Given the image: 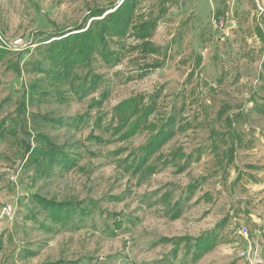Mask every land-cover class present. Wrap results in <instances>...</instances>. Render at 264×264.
<instances>
[{"label":"rangeland","instance_id":"rangeland-1","mask_svg":"<svg viewBox=\"0 0 264 264\" xmlns=\"http://www.w3.org/2000/svg\"><path fill=\"white\" fill-rule=\"evenodd\" d=\"M119 1L0 0V49L9 51L0 60V122L16 132L0 140V264H264V114L253 109L264 108V0H168L150 39L161 56L145 60L158 59L159 69L139 79V56L112 65L97 60L91 72L100 83L81 98L70 79H46L49 34L83 22L93 7ZM159 2L143 0L140 13L156 16ZM158 91L155 117L175 115L182 127L159 153L180 150L190 158L182 172L159 166L150 177L131 175L124 159L148 134L112 137L106 130L112 108ZM222 107L241 138L237 145L233 137L231 164L225 153L232 138L222 136L216 120ZM38 135L73 165L25 168L24 147H34ZM156 157L150 164H158ZM189 184L196 187L192 194ZM164 194L181 204L178 219H170ZM34 196L78 210L52 224ZM223 219L221 244L196 262L183 244L173 258L172 244L161 241L196 238Z\"/></svg>","mask_w":264,"mask_h":264},{"label":"trees","instance_id":"trees-1","mask_svg":"<svg viewBox=\"0 0 264 264\" xmlns=\"http://www.w3.org/2000/svg\"><path fill=\"white\" fill-rule=\"evenodd\" d=\"M143 0H120L107 7H93L89 9V14L83 22L68 28L55 31L49 34L43 41L45 46L44 60L48 64L45 73L46 79L53 84L62 83L70 79L72 82V93L79 98L94 91L100 83L101 77L91 72L93 62L99 60L104 65L119 63L127 55H136L143 60L142 69L137 78H144L152 70L161 67V61L153 59L151 62L145 60L150 57L161 56V50L151 42V37L157 28L159 20L166 13L168 0H160L157 4V15L140 13ZM256 34L263 37L259 28ZM128 39H132L131 44H126ZM6 49H0V60L8 54ZM201 57L198 56L195 67L200 65ZM74 69L87 70L84 75L73 73ZM19 72V71H18ZM191 76V75H189ZM188 76V77H189ZM78 81L76 85L74 82ZM46 94V93H45ZM159 91L151 95H136L117 103L112 108L113 124L110 129L112 137L119 141H127L133 137L147 133L146 141L132 150L124 159L122 168L131 175H141L150 177L154 175L159 166H177V172H182L187 167L185 156L180 150L170 153V157L163 156L160 150L175 136L176 131L182 127L178 125L175 115H168L161 119L155 116L158 111L157 101ZM104 95L101 96V99ZM95 105H100L101 101H94ZM23 108L24 105L20 104ZM92 106V105H90ZM254 111L264 114V108L255 105ZM216 120L224 127L222 136H230L232 144L226 150V162H233L234 140L236 144H241V138L236 134V121L225 115V107H222L216 114ZM100 122V119L97 121ZM5 122H0V140L5 135L15 136L16 132L12 128L4 127ZM213 136L217 133L215 131ZM226 137V139H228ZM218 146L213 145L216 150ZM157 155L158 164H150L152 158ZM24 167L47 162L50 166H64L69 168L73 165V160L63 155L61 150L53 144L47 137L38 135L35 146L26 144L23 150ZM184 160L183 165H177V161ZM188 194H192L196 187L189 184L186 188ZM35 202L47 215L52 224L65 223L78 210L77 207L69 203L47 201L42 197L34 196ZM162 203L169 208L168 214L171 220H176L181 216L182 206L179 202L170 203L168 194L161 198ZM226 219L221 220L215 227L202 233L196 238L177 237L162 239L163 243L172 244V257L176 258L180 244L186 248V253L191 254L192 261L196 262L221 244L219 231L222 230ZM1 248V243H0ZM51 264H61L59 261Z\"/></svg>","mask_w":264,"mask_h":264},{"label":"built area","instance_id":"built-area-1","mask_svg":"<svg viewBox=\"0 0 264 264\" xmlns=\"http://www.w3.org/2000/svg\"><path fill=\"white\" fill-rule=\"evenodd\" d=\"M22 43V40L21 39H17L15 40L14 44L17 45V46H20ZM8 209H10V207H8Z\"/></svg>","mask_w":264,"mask_h":264}]
</instances>
